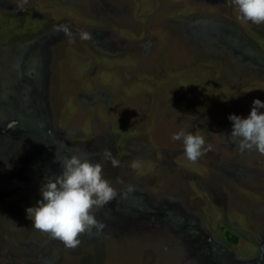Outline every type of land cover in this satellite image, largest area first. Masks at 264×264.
<instances>
[{"label": "rangeland", "instance_id": "374dc122", "mask_svg": "<svg viewBox=\"0 0 264 264\" xmlns=\"http://www.w3.org/2000/svg\"><path fill=\"white\" fill-rule=\"evenodd\" d=\"M257 98L264 25L231 0H0V264H264V155L228 138ZM71 154L117 193L75 248L26 213Z\"/></svg>", "mask_w": 264, "mask_h": 264}, {"label": "clouds", "instance_id": "9594fccd", "mask_svg": "<svg viewBox=\"0 0 264 264\" xmlns=\"http://www.w3.org/2000/svg\"><path fill=\"white\" fill-rule=\"evenodd\" d=\"M28 3L29 0H17V9L24 11ZM231 3L240 20L264 25V0H231ZM56 30L63 32L70 43H75V34L68 25H59ZM79 38L87 41L91 36L89 32L81 31ZM261 109H264V101L257 98L253 100L247 117L229 116L232 131L228 138L238 145L241 153L255 151L264 155V111ZM171 139L182 143L184 153L191 162H196L213 148L212 144H206L203 136L183 129L174 133ZM103 158L111 160L113 167L119 166L120 162L107 150ZM57 162L60 173L44 177L40 187L41 199L28 207L26 213L34 229L48 233L67 248H75L81 242L78 239L81 234L103 230L104 225L95 218L94 209L103 207L117 193L111 183L103 178L99 162L93 163L76 154L65 156Z\"/></svg>", "mask_w": 264, "mask_h": 264}]
</instances>
